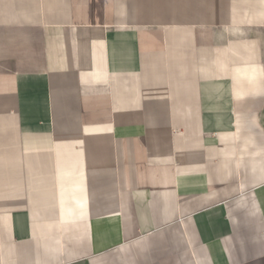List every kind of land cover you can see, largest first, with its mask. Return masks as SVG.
<instances>
[{"label":"crops","instance_id":"crops-1","mask_svg":"<svg viewBox=\"0 0 264 264\" xmlns=\"http://www.w3.org/2000/svg\"><path fill=\"white\" fill-rule=\"evenodd\" d=\"M0 264H264V0H0Z\"/></svg>","mask_w":264,"mask_h":264}]
</instances>
